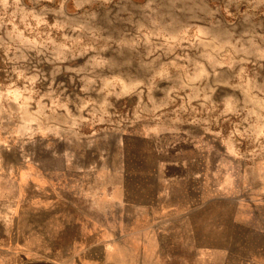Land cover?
Wrapping results in <instances>:
<instances>
[{"label": "rangeland", "instance_id": "374dc122", "mask_svg": "<svg viewBox=\"0 0 264 264\" xmlns=\"http://www.w3.org/2000/svg\"><path fill=\"white\" fill-rule=\"evenodd\" d=\"M0 264H264V0H0Z\"/></svg>", "mask_w": 264, "mask_h": 264}]
</instances>
